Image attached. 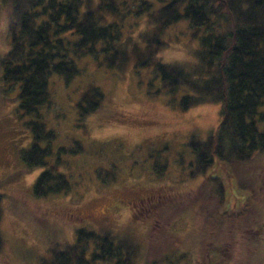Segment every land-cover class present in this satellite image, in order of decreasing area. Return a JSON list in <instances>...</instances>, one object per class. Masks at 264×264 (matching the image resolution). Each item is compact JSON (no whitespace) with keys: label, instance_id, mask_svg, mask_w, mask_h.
<instances>
[{"label":"trees","instance_id":"16d2710c","mask_svg":"<svg viewBox=\"0 0 264 264\" xmlns=\"http://www.w3.org/2000/svg\"><path fill=\"white\" fill-rule=\"evenodd\" d=\"M159 1L160 8L149 2L139 5V13L146 12L151 25L137 37L124 39L118 0H0V9L8 7L11 15L10 49L0 60L2 80L18 86L19 110L37 119L51 100L50 78L57 75L70 82L80 75L77 62L89 57L110 71L123 72L130 63L135 70L153 71V78L162 83L160 91L169 95L172 105L181 111L207 103L220 104L218 127L206 140L192 139L187 145L192 156L189 178L204 176L196 196L180 201L176 192L162 189L134 204L133 209L143 213L140 218L152 220L160 233L163 228L164 236L170 234L173 238L166 245L169 250L163 252L159 246L161 264H188L192 262L190 255L197 254L196 248L185 238L182 241L172 226L173 219L192 204L195 209L196 205L205 209V222L215 229L223 222L244 217L239 238L247 247L262 251L264 0ZM179 24H185L179 35L194 42L186 50L192 62L163 63L158 58L166 43L163 38ZM67 33L70 37L65 36ZM103 100L101 88L90 86L77 104L79 113L86 117L97 112ZM28 126L34 140L22 153L26 170L45 169L34 183V195L66 194L70 181L48 164L53 132L38 120ZM42 141L48 145L42 147ZM166 166L157 165L152 174L162 178L161 170L165 171ZM254 170L258 175L253 183L248 174ZM210 243L199 241L201 259L206 262L219 259L218 252L223 249ZM138 251L129 233L121 236L101 228L80 229L74 243L54 247L49 261L42 264H139Z\"/></svg>","mask_w":264,"mask_h":264},{"label":"rangeland","instance_id":"374dc122","mask_svg":"<svg viewBox=\"0 0 264 264\" xmlns=\"http://www.w3.org/2000/svg\"><path fill=\"white\" fill-rule=\"evenodd\" d=\"M125 1L118 0L124 39L137 37L151 25L148 14L139 13L141 3L162 6L159 0ZM10 25L11 15L4 6L0 9V60L10 49ZM181 30L185 24L168 30L158 57L161 62H192L186 50L194 42L181 37ZM77 67L80 75L68 83L57 75L50 78L51 100L40 110V119L19 110L18 86L2 80L0 67V264H42L49 261L54 247L74 243L78 230L100 228L121 236L129 233L139 247V264H161L158 251L169 250L166 245L173 238L164 236L163 228L160 233L152 220L140 218L143 213L133 206L162 189L176 192L180 201L196 196L204 176L189 178L192 156L187 145L192 139L206 140L218 127L221 106L207 103L181 111L160 91L162 83L153 78V71L135 70L133 63L123 72L110 71L89 57L78 61ZM90 86L101 88L105 100L97 112L83 117L77 104ZM36 120L54 134L48 164L70 181L66 194L34 195V183L45 169L28 172L22 153L34 140L28 123ZM157 165H167L160 179L152 174ZM257 170L248 174L253 183ZM194 205L171 222L174 232L196 248L197 254L187 250L192 253L188 264H264V249L247 247L239 238L244 217L215 229L205 222V209ZM203 239L212 247H223L219 259H201L199 241Z\"/></svg>","mask_w":264,"mask_h":264}]
</instances>
